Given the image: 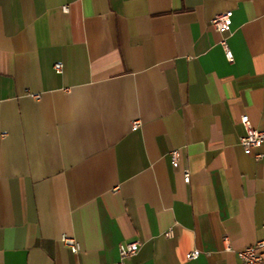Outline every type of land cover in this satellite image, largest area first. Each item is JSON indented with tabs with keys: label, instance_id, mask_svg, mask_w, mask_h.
Wrapping results in <instances>:
<instances>
[{
	"label": "crops",
	"instance_id": "1",
	"mask_svg": "<svg viewBox=\"0 0 264 264\" xmlns=\"http://www.w3.org/2000/svg\"><path fill=\"white\" fill-rule=\"evenodd\" d=\"M242 115L264 130V0H0V264H240L264 240Z\"/></svg>",
	"mask_w": 264,
	"mask_h": 264
},
{
	"label": "built area",
	"instance_id": "2",
	"mask_svg": "<svg viewBox=\"0 0 264 264\" xmlns=\"http://www.w3.org/2000/svg\"><path fill=\"white\" fill-rule=\"evenodd\" d=\"M66 10V8H63ZM231 11H225L220 14L214 16L211 20V26L217 31H228L231 23ZM226 58L231 62L233 60L232 53L228 48L225 40L221 42ZM54 68L56 72H61L62 63L57 62L54 64ZM240 123L244 127V134L239 138V144L244 149L245 152H250V150L258 149L262 145H264V130L257 129L251 126L248 117L246 115H242L240 117ZM139 121L132 122V129H136L139 126ZM178 157L177 150H171L170 159L172 162H175ZM253 157L258 160L262 157V154L259 152H255ZM190 179L188 170H184L183 172V181L188 183ZM264 227V221H263ZM167 235H170V231L167 232ZM64 244L69 248L72 253H77L79 251L78 242L72 237H65L63 239ZM225 247L228 248V240L224 238ZM139 248V242L132 241L126 242L119 246V255L120 259H124L128 256H131L137 252ZM199 255L198 250H192L186 255L188 260L195 259ZM237 256L240 260V264H264V240H257L253 245L247 246L237 252Z\"/></svg>",
	"mask_w": 264,
	"mask_h": 264
}]
</instances>
